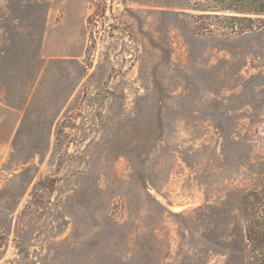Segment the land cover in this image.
I'll use <instances>...</instances> for the list:
<instances>
[{"label": "rangeland", "instance_id": "374dc122", "mask_svg": "<svg viewBox=\"0 0 264 264\" xmlns=\"http://www.w3.org/2000/svg\"><path fill=\"white\" fill-rule=\"evenodd\" d=\"M193 2L0 0V264H245L264 25Z\"/></svg>", "mask_w": 264, "mask_h": 264}, {"label": "trees", "instance_id": "16d2710c", "mask_svg": "<svg viewBox=\"0 0 264 264\" xmlns=\"http://www.w3.org/2000/svg\"><path fill=\"white\" fill-rule=\"evenodd\" d=\"M193 5L212 16L199 24L202 28L216 26L228 33H243L264 25V0H194ZM242 199L245 264H264V173Z\"/></svg>", "mask_w": 264, "mask_h": 264}]
</instances>
